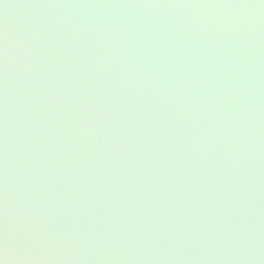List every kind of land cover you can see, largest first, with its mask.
<instances>
[{
  "label": "water",
  "instance_id": "95a60500",
  "mask_svg": "<svg viewBox=\"0 0 264 264\" xmlns=\"http://www.w3.org/2000/svg\"><path fill=\"white\" fill-rule=\"evenodd\" d=\"M0 264H264V0H0Z\"/></svg>",
  "mask_w": 264,
  "mask_h": 264
}]
</instances>
